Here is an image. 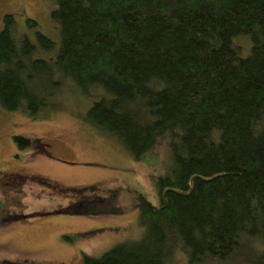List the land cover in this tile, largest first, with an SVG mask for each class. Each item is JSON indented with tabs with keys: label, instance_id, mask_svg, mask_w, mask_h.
Masks as SVG:
<instances>
[{
	"label": "trees",
	"instance_id": "trees-1",
	"mask_svg": "<svg viewBox=\"0 0 264 264\" xmlns=\"http://www.w3.org/2000/svg\"><path fill=\"white\" fill-rule=\"evenodd\" d=\"M47 6L51 31L18 20L23 10L2 15L1 109L37 117L61 106L49 98L62 88L59 101L66 91L91 99L85 122L133 159L162 142L170 158L154 178L159 204L137 205L141 237L81 252L80 264H168L172 250L187 264L229 260L252 240L264 264V0ZM84 197L59 212L88 214Z\"/></svg>",
	"mask_w": 264,
	"mask_h": 264
},
{
	"label": "rangeland",
	"instance_id": "rangeland-1",
	"mask_svg": "<svg viewBox=\"0 0 264 264\" xmlns=\"http://www.w3.org/2000/svg\"><path fill=\"white\" fill-rule=\"evenodd\" d=\"M49 1L0 0V27L2 15L18 9V20L29 16L51 31ZM55 94L49 99L61 106L45 109L55 112L44 116L0 107V264H80L81 252L98 256L116 243L139 239L137 205L159 204L154 178L170 162L163 142L152 147L157 154L135 160L116 139L85 122L91 99L66 91L60 102ZM15 135L31 144L20 148ZM79 195H86L81 199L88 214L59 212ZM90 195L103 201L88 203ZM261 247L260 240L248 241L229 260L199 264H262ZM169 256L168 264H187L180 251Z\"/></svg>",
	"mask_w": 264,
	"mask_h": 264
},
{
	"label": "flooded vegetation",
	"instance_id": "flooded-vegetation-1",
	"mask_svg": "<svg viewBox=\"0 0 264 264\" xmlns=\"http://www.w3.org/2000/svg\"><path fill=\"white\" fill-rule=\"evenodd\" d=\"M11 176H13V177H14V176H18L19 178H22V175H20V174L17 173V172L12 173Z\"/></svg>",
	"mask_w": 264,
	"mask_h": 264
}]
</instances>
